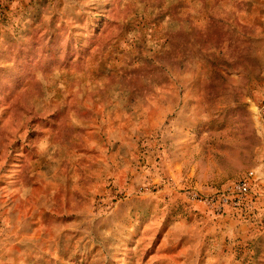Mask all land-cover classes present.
<instances>
[{
  "label": "rangeland",
  "instance_id": "374dc122",
  "mask_svg": "<svg viewBox=\"0 0 264 264\" xmlns=\"http://www.w3.org/2000/svg\"><path fill=\"white\" fill-rule=\"evenodd\" d=\"M0 264H264V0H0Z\"/></svg>",
  "mask_w": 264,
  "mask_h": 264
},
{
  "label": "built area",
  "instance_id": "2783aa9c",
  "mask_svg": "<svg viewBox=\"0 0 264 264\" xmlns=\"http://www.w3.org/2000/svg\"><path fill=\"white\" fill-rule=\"evenodd\" d=\"M256 180V172L255 170H249L244 177H242L240 180H238L233 187V193H235L236 203H240L241 201L245 200L253 186V182ZM212 199L211 201H213ZM219 201H223V203H226L228 200V196L222 194L219 199ZM207 201V199H205Z\"/></svg>",
  "mask_w": 264,
  "mask_h": 264
}]
</instances>
